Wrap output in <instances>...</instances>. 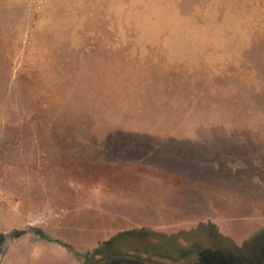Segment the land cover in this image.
<instances>
[{
  "label": "rangeland",
  "instance_id": "obj_1",
  "mask_svg": "<svg viewBox=\"0 0 264 264\" xmlns=\"http://www.w3.org/2000/svg\"><path fill=\"white\" fill-rule=\"evenodd\" d=\"M164 254L264 264V0H0V264Z\"/></svg>",
  "mask_w": 264,
  "mask_h": 264
},
{
  "label": "crops",
  "instance_id": "obj_2",
  "mask_svg": "<svg viewBox=\"0 0 264 264\" xmlns=\"http://www.w3.org/2000/svg\"><path fill=\"white\" fill-rule=\"evenodd\" d=\"M80 195V194H79ZM25 198L26 199H28L27 197L29 196L28 195V193H25ZM18 198H14V202L13 203H11L10 204V207H11V210L12 211H15V210H17V209H21V211L23 210V211H26V214H24V222H23V224L22 225H18L19 226V228H20V230H18L17 232H19L20 231V235H22V234H25V232L27 233L28 232V229H30V228H33V227H35V226H41V227H43L45 224H49V223H51V222H54V223H58V221L60 222V221H62V220H64V218L69 214H66V215H64L62 218H49V217H43L42 218V220H41V223H39L38 225H32L31 224V222H30V220H32V218H33V216H32V211H33V209H32V204H27V206H26V208H25V205L24 204H22V203H16V200H17ZM76 200H78L77 198H75ZM75 199H73V200H75ZM85 200L84 201H89L90 200V202L91 201H99V204H101V202L102 201H104L105 203L104 204H101L102 205V209H103V212H105V211H107L108 212V214H109V216L110 217H112L113 216V214H114V210H113V208H112V203H111V201L109 200V202H110V205L109 204H106L107 202L105 201L106 199H104V200H96V199H94V198H92V196H89V198H84ZM79 202V200L78 201H72V203H70V204H68L67 205V210H68V212H71V209H73V208H81L83 205H81L80 203H78ZM90 202H87V203H90ZM31 203V202H30ZM85 203V202H84ZM46 204H49V203H46ZM48 206V205H47ZM49 207H52V204H49ZM24 209H26V210H24ZM83 209V208H82ZM118 213L119 212H117V215H118ZM58 226V225H57ZM137 226H139V225H137ZM58 229H61L60 227L58 228ZM25 231V232H24ZM19 235V236H20Z\"/></svg>",
  "mask_w": 264,
  "mask_h": 264
},
{
  "label": "flooded vegetation",
  "instance_id": "obj_3",
  "mask_svg": "<svg viewBox=\"0 0 264 264\" xmlns=\"http://www.w3.org/2000/svg\"><path fill=\"white\" fill-rule=\"evenodd\" d=\"M219 238H220V236H219ZM172 242H173V240H170L169 239V241H167L166 243H168L169 245H171ZM107 251H108V249H107ZM204 252L205 251H201V252H199V254H203ZM193 253H195V251H193L192 254ZM108 255H107V257H108ZM164 255L167 256V257H165L166 260H168L170 258H171V260H173V262H171L172 264H184V262L182 261L181 258L170 257V255H166V254H164ZM180 256H182V255H180ZM202 256H204V255H202ZM209 256H211V258H214L215 257L216 260H218V258H221V254L219 253V251H213L212 250L211 251V254ZM182 257H186V256H182ZM145 258H146L145 256L143 258H141L139 256V257L134 258V259L133 258H128V259L121 260V258H118V259H110L108 257V258H106L107 260H105L104 262H97V264H146L147 263V260ZM204 258H206V256H204ZM204 258L203 259H200L198 257L197 260L191 261L190 264H207V263H205V259ZM155 260H160V259H155Z\"/></svg>",
  "mask_w": 264,
  "mask_h": 264
}]
</instances>
